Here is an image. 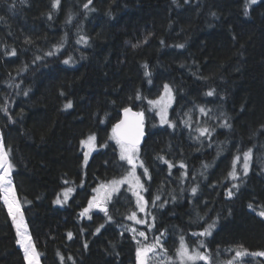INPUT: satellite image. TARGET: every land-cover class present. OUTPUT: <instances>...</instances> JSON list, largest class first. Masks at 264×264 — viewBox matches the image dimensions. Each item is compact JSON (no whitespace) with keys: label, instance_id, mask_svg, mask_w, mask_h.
<instances>
[{"label":"trees","instance_id":"16d2710c","mask_svg":"<svg viewBox=\"0 0 264 264\" xmlns=\"http://www.w3.org/2000/svg\"><path fill=\"white\" fill-rule=\"evenodd\" d=\"M52 2L0 0V137L41 263L137 264V241L121 228L134 208L126 188L107 216L80 215L97 184L126 171L109 137L130 106L145 114L149 238L165 233L174 252L183 236L210 264L235 250L247 251L235 264H264L251 255L264 252V0L247 15L246 0H92L89 9L87 0ZM81 36L87 43H77ZM165 84L174 96L169 123L149 124V101ZM204 128L211 135L201 136ZM89 135L99 147L83 169L80 141ZM249 149L247 176L231 179L233 159ZM67 188V203L55 205ZM214 221L211 235H194ZM16 240L0 192V264H27Z\"/></svg>","mask_w":264,"mask_h":264},{"label":"snow or ice","instance_id":"6c2138e0","mask_svg":"<svg viewBox=\"0 0 264 264\" xmlns=\"http://www.w3.org/2000/svg\"><path fill=\"white\" fill-rule=\"evenodd\" d=\"M21 3L24 2V0H20ZM60 0H53L52 7L56 8L59 5ZM172 2L175 4L176 0H172ZM185 3H187V0H185ZM257 3V0H246L245 4V15L248 14V5L249 4H255ZM92 4V0H87V3L83 5L85 9H89V5ZM215 15V13H213ZM3 17H0V20H2ZM49 19H51V15H49ZM71 19V17H69ZM26 43H31L30 40H26ZM87 43L85 38L83 36L80 37V40L77 41V43ZM133 47H136V45H133ZM178 47H183V45H178ZM54 52H48L46 55H53ZM9 55L15 56L16 52L13 50L9 53ZM36 60L41 59V57L37 56L35 58ZM71 58L66 59L64 61L65 64H68L70 62ZM145 75H149V73H145ZM27 93H25L26 95ZM207 95L211 96L213 95L212 91H209ZM165 97H167L168 101H171L172 98V89L169 87V85H164V94L160 97L159 100H151L149 103L153 106H159L163 103ZM137 99H140L139 93H137ZM71 102L67 103L65 105V108H70ZM166 108L167 104L164 105V107L161 109L160 112L157 114L160 115L161 123H169L166 118ZM201 112L204 111V109H200ZM124 112V119L121 120L118 124L113 126L112 129V136L110 139L115 140L116 144L119 146L120 153H119V159L121 161H126L127 164L130 166V169L127 171V174L122 177L120 180H113L109 182L108 185H101L100 189H96L95 191L101 192L103 191L102 196L93 197L92 200L89 201V205L87 208H85L80 215L85 216L89 213V211L92 208H99L100 211L104 212L105 215H108V209L105 206V202L109 199H111V196L113 193L117 192L119 190V186L121 184H129L130 188L133 191V195L136 197V208L140 212H145V205L146 201L144 200V197L140 195L139 190L144 188V185L140 183V177L136 175V169H137V162L139 161V167L144 168L143 175L148 177L149 172L148 169L144 166L143 162L140 161L139 152L140 148L139 145L141 143V138L145 135L144 133V114L143 112H132V110L128 107H125L123 109ZM170 127H173L174 125L169 124ZM223 127H230V125L226 122L222 125ZM200 135L203 136L206 133L208 135H211L209 130L207 128L199 129ZM95 141L96 137L95 135H89L86 140H81L80 144L82 147L88 149L84 152V163L86 164L88 162V157L91 153V151L95 147ZM252 157V150L249 149L248 151L243 153V168L242 173L244 176H247L249 172V162ZM160 160H162L165 164H168L169 168H172L173 165L169 163L163 156L158 157ZM240 157L237 156L232 161V167L231 170L228 172V176L236 180L238 179V173L236 168L237 160H239ZM13 165L11 164L9 160L8 153L4 150L2 142H0V192L3 193V202L7 206V211L9 216L12 219L13 225L16 229V235L17 240L16 243L21 247L24 253V259L26 260L27 264H40L39 262V253L37 252L34 244L32 243L31 237L28 235V229L27 225L24 222V216L20 209V205L15 199V193L13 188L11 187L12 181L10 179V172ZM181 168H184L185 165L183 163L180 164ZM207 168V165L204 166ZM150 178V177H149ZM67 183V181H65ZM232 187L235 189L238 187V185L233 184ZM71 188H67L65 190V201L67 200V193L71 192ZM191 192L193 195L196 194L197 188L193 187L191 189ZM233 192L229 191L227 195L229 197L233 196ZM160 197H155V200L153 203H155L156 200H159ZM175 199V198H173ZM62 201L58 198L55 203H61ZM165 203H167L165 201ZM159 207L163 208L164 204H160ZM249 208H252V205L249 204ZM259 216L264 218V210L257 213ZM111 219V217H108ZM129 220H133L136 223H144L143 220L137 219L136 211H132L131 214L127 217ZM103 225L98 227L96 229V232L100 231V228H102ZM215 227V221L208 225L207 228L204 229V231L194 234L198 235L200 237H205L211 235V230ZM132 231H135L133 229ZM140 236H144L145 233L140 232ZM69 238H71L72 234L68 233ZM164 236V233L161 232L160 237H157L155 240L154 245H148L143 248L138 247L136 249V259L137 264H148V260L152 257H150L149 254H153L155 256L157 248L161 250L164 254V258L159 261V264H196L197 261H203V264H210V256L208 255L207 251L200 252L198 250H189V247L184 241V237H180V245L176 250V260L174 261L172 257L167 256V249L163 248L162 244V237ZM87 247V245H85ZM200 247L203 248V242H200ZM247 251H237L235 254L236 258L242 257L243 255H246ZM253 256H261L264 257V252H255L251 253ZM71 259V257H69ZM233 260L227 261V264H233Z\"/></svg>","mask_w":264,"mask_h":264},{"label":"rangeland","instance_id":"374dc122","mask_svg":"<svg viewBox=\"0 0 264 264\" xmlns=\"http://www.w3.org/2000/svg\"><path fill=\"white\" fill-rule=\"evenodd\" d=\"M167 85H168V84H167ZM169 87L172 89V87H171L170 85H169ZM163 94H164V85H163L162 88L160 89L159 94H158V95L156 96V98H154L153 100H159L160 97H161ZM173 99H174V96H173V90H172V98H171V101H170V102L168 101L167 97H165L163 103H162L161 105H159V106H153V105L150 104V110H151V112L148 113V114H149V116H148V120H149V122H150L149 124L152 123V124L154 125V124L156 123V124H158V125H163V124L161 123L160 115H158L157 113L161 111V109L164 107L165 104H167V108H166V118H167V120H168V117H169V110H170V108H171V106H172V104H173V101H174ZM111 136H112V133L110 134V137H111ZM87 137H88V136H87ZM87 137H85V138L82 139V140H86ZM110 137H109V141H111V142L115 145V148H116L117 154H118V156H119V153H120L119 146L116 144L115 140L110 139ZM0 142H2L1 137H0ZM2 144H3V142H2ZM3 147H4V144H3ZM98 147H99V145H98L97 140H96V141H95V147H94V149L91 151V153H90V155H89V157H88V162L85 164V163H84V152L87 151L88 149H86V148H84V147L81 146V148H82V167H83V169H85V168L87 167V165H88V163H89V160H90L92 154L95 153V152L98 150ZM4 150H5V148H4ZM139 157H140V152H139ZM239 157H240V159L237 160V163H236L237 173L242 172V168H243V155H240ZM140 161H141V159H140ZM123 163L126 165V171H125V173H124L120 178H118V179H112V180L104 181V182H101V183L97 184V185L94 187V189L92 190L91 195L88 197V199H87V201H86L84 207L81 209V212H82L85 208L88 207V205H89V201L92 200L93 197H97V196H102V195H103V191H101V192H97V191H95L96 189H100L101 185H108L109 182H111V181H113V180H120L122 177H124V176L127 174V171L130 169V166L127 164L126 161H123ZM250 163H251V160H250V162H249V166H250ZM12 169H13V167H12ZM12 169H11V172H10V179H11V181H12V176H11V174H12ZM143 171H144V168L139 167V161H138V162H137L136 175L140 177V183L144 185V188L139 190L140 195H142V196H143V193H144V191H145V179H147V177L143 175ZM11 187L13 188L14 193H15V189H14L13 182H12ZM125 188L127 189V191L129 192V194L132 196V199H133V204H134L133 207H134V208L131 210V212L135 210V211H136V214H137V219H141V220H143L144 223H140V224H138V223H136L135 221H133V220H129V219H128V220L130 221L131 225H129V226H122L121 228H122V229H126L127 231H129V232L135 237V240L137 241L138 247L143 248V247L148 246V245H154V244H155V240H156V238H157V237H160V234H159V235L155 236V237L152 239V238H149V235H148V231L151 230V228H152V226H153L152 224H153L154 216H153V214L149 211L148 203H146V205H145V212H140V211L137 210V208H136V197L133 195V191H132V189L130 188L129 184H127V183H125V184H121V185L119 186V190H118L117 192L113 193L112 196H111V199H109V200H107V201L105 202V206L108 208V207H109V203H111L112 200H113L112 198H113V197H114L119 191H121L122 189H125ZM65 190H66V189L62 190V191L58 194V196L56 197V200L59 198L62 202H61V203H55V201H56V200H55V201H54V204H55V205L63 206V204H64V203H67V201L69 200V198H70L71 195L73 194V190H72L71 192L67 193V200H66V202H64V201H65ZM143 197H144V196H143ZM15 199H16L17 202L19 203V201H18V199H17V196H16V193H15ZM1 200L3 201V193H2V192H1ZM144 200L146 201L145 198H144ZM146 202H147V201H146ZM3 203H4V202H3ZM4 205H5V204H4ZM19 205H20V204H19ZM5 207H6V209H7V206H6V205H5ZM20 209H21V206H20ZM96 211H98V212H102V211H100L99 208H95V207H94V208H92V209L89 211V213H88L87 215H85V216H89L92 212H96ZM131 212H130V214H131ZM24 222H25V219H24ZM25 224H26V223H25ZM133 229H135V231H132ZM140 232L145 233V235H144V236H140V235H139ZM28 235L30 236L29 232H28ZM30 237H31V236H30ZM165 237H166V235H165V233H164V236L162 237V244H163V248L167 249L166 245L164 244ZM31 240H32V238H31ZM32 243H33V240H32ZM33 244H34V243H33ZM179 245H180V242H179V244L177 245V247H176V249H175L174 252H169L168 249H167V256L172 257L174 261L176 260V250H177V248L179 247ZM18 246H19V245H18ZM187 246H188V245H187ZM19 247H20V246H19ZM188 247H189V246H188ZM20 248H21V247H20ZM21 250H22V249H21ZM36 250H37V249H36ZM189 250H193V249H191V247H190ZM22 252H23V250H22ZM37 252H38V250H37ZM224 252H225V255H226V253H230V249L225 250ZM236 252H237V250H235V254H236ZM38 253H39V252H38ZM23 254H24V253H23ZM235 254H234L233 256H231V258H232L231 260H233V258L235 257ZM149 255H150V257H152V258H150V259L148 260V264H159V261H160L161 259L164 258V254H163V252H161V250H160L159 248H157V251H156L155 256H153V254H149ZM240 258H241V257L236 258L235 260H233V264H235L234 261H239ZM227 261H229V260L223 261V264H227ZM39 262H40V264H42V263H41V255H40V253H39ZM197 262H198V261H197ZM26 263H27V262H26ZM177 264H178V262H177Z\"/></svg>","mask_w":264,"mask_h":264},{"label":"water","instance_id":"95a60500","mask_svg":"<svg viewBox=\"0 0 264 264\" xmlns=\"http://www.w3.org/2000/svg\"><path fill=\"white\" fill-rule=\"evenodd\" d=\"M126 107H128V108H130L131 110H132V112H142V111H139V110H137V109H134V108H132V107H130V106H126ZM125 108V107H124ZM123 108V109H124ZM123 109L121 110V112H120V117H119V119L114 123V125H116V124H118L121 120H123L124 119V112H123ZM144 114V113H143ZM113 125V126H114ZM144 133H145V135L141 138V143H140V145H142L143 144V142H144V140H145V138H146V131H145V114H144ZM139 145V146H140Z\"/></svg>","mask_w":264,"mask_h":264}]
</instances>
